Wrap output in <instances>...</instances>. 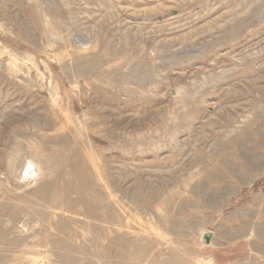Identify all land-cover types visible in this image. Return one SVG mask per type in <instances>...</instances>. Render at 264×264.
Here are the masks:
<instances>
[{
    "label": "rangeland",
    "instance_id": "obj_1",
    "mask_svg": "<svg viewBox=\"0 0 264 264\" xmlns=\"http://www.w3.org/2000/svg\"><path fill=\"white\" fill-rule=\"evenodd\" d=\"M0 264H264V0H0Z\"/></svg>",
    "mask_w": 264,
    "mask_h": 264
},
{
    "label": "water",
    "instance_id": "obj_2",
    "mask_svg": "<svg viewBox=\"0 0 264 264\" xmlns=\"http://www.w3.org/2000/svg\"><path fill=\"white\" fill-rule=\"evenodd\" d=\"M209 238H210V233H205L202 236V242L204 245H209Z\"/></svg>",
    "mask_w": 264,
    "mask_h": 264
},
{
    "label": "bare ground",
    "instance_id": "obj_3",
    "mask_svg": "<svg viewBox=\"0 0 264 264\" xmlns=\"http://www.w3.org/2000/svg\"><path fill=\"white\" fill-rule=\"evenodd\" d=\"M227 1V0H226ZM229 3V2H228Z\"/></svg>",
    "mask_w": 264,
    "mask_h": 264
}]
</instances>
